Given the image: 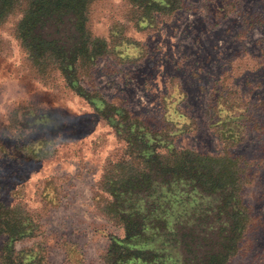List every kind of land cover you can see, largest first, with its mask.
Segmentation results:
<instances>
[{
    "label": "rangeland",
    "instance_id": "374dc122",
    "mask_svg": "<svg viewBox=\"0 0 264 264\" xmlns=\"http://www.w3.org/2000/svg\"><path fill=\"white\" fill-rule=\"evenodd\" d=\"M156 1H92L76 89L22 46L26 0L0 22V223L20 257L107 264L124 232L106 179L134 162V122L164 147L238 162L255 227L231 264H264V0Z\"/></svg>",
    "mask_w": 264,
    "mask_h": 264
},
{
    "label": "trees",
    "instance_id": "16d2710c",
    "mask_svg": "<svg viewBox=\"0 0 264 264\" xmlns=\"http://www.w3.org/2000/svg\"><path fill=\"white\" fill-rule=\"evenodd\" d=\"M18 1L0 0V22ZM92 1L26 0L16 28L30 57L43 64L52 61L72 89L76 63L92 57L86 31ZM166 2V8L175 9L168 6L170 0ZM125 128L135 156L134 162H123L115 168L119 173L106 179V211L124 232L122 238H111L107 264H231L247 254L246 236L255 226L241 197L246 182L238 162L226 155L210 157L164 147L160 135L145 132L134 122ZM161 148L169 150L168 158L158 155ZM1 234L7 241L0 264H40L14 250L19 233L8 223H0Z\"/></svg>",
    "mask_w": 264,
    "mask_h": 264
}]
</instances>
